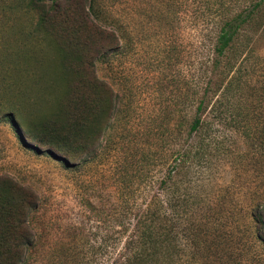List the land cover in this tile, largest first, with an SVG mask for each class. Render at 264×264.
<instances>
[{
    "label": "rangeland",
    "instance_id": "rangeland-1",
    "mask_svg": "<svg viewBox=\"0 0 264 264\" xmlns=\"http://www.w3.org/2000/svg\"><path fill=\"white\" fill-rule=\"evenodd\" d=\"M95 10L101 16L97 22L118 36V46L95 68L111 91L116 114L93 157L67 163L18 130L38 129L72 85L57 48L64 34L58 28L39 42L44 34L32 25L31 15L0 12V180L28 188L37 200L24 221L33 238L28 264L93 259L95 264L93 253L100 247L97 262L108 264L105 244L112 224L126 225L132 234L137 215L123 214L122 206L141 212L155 201L166 169L159 154H169L175 116L189 117L188 94L210 77L203 113L206 151L191 168L189 193L222 208L214 217L218 227L226 220L232 228L237 225L229 264H240L241 258H246L242 264H264V248L245 229L252 226L249 216L243 218L245 205H264V14L235 49L219 57L221 73L214 77L215 25L207 0H98ZM21 21L30 27L31 39L16 31ZM18 105L20 116L3 117ZM174 225L180 235L182 225ZM176 242L183 252L192 249L182 236ZM238 243L248 250L242 252ZM205 251V264L230 262L228 248L216 256L212 249Z\"/></svg>",
    "mask_w": 264,
    "mask_h": 264
},
{
    "label": "trees",
    "instance_id": "trees-1",
    "mask_svg": "<svg viewBox=\"0 0 264 264\" xmlns=\"http://www.w3.org/2000/svg\"><path fill=\"white\" fill-rule=\"evenodd\" d=\"M88 1L0 0V12L33 17L35 23L32 21V25L44 34L40 35L39 42L46 40V35L58 28L66 39L57 48L63 54L66 71L72 77L69 91L61 96L63 102L60 107L38 122V129H24L22 126L18 129L26 138H32L43 147L42 150L58 155L65 163L68 160L72 162L71 159L92 158L100 137L111 126L110 118L116 114L111 91L95 74V68L99 59L118 46V36L97 22L101 17L95 10L98 0ZM207 10L212 14L215 25L214 57L210 70L214 77H219V57L226 50L235 49L247 28L262 20L264 0H207ZM19 24L16 22L15 25ZM29 28L21 21L16 30L23 40L31 39ZM243 45L242 42L239 44L238 51ZM240 52L242 50L235 52L236 57ZM232 67L228 66L229 69ZM211 82L212 77L203 82L200 89L194 87L188 94L191 103L189 117L184 119L181 113L175 116L169 154L163 151L159 154L160 163L166 164V169L159 178L155 201L141 212H133L131 205L122 206L123 214L137 215L134 232L129 234L126 225L118 227L112 224L105 244L107 249L110 247L107 250L108 264H205L206 249H212L216 256L224 248L230 249L226 253L230 255L228 264L232 263L235 248L231 241L232 232L237 225L232 228L233 224L226 220L218 227L214 217L218 216L217 209L221 212L222 208L205 205L197 200L198 196L189 193L192 186L190 177L194 172L191 168L204 160L206 151L203 113L209 103L206 95ZM21 107L14 106L3 117L10 120L13 115L17 118ZM207 134L205 130L204 135ZM36 201L28 188L8 179L0 180V264L29 263L28 250L33 238L24 221L36 208ZM243 212V218L249 216L252 223L245 229L264 248V205H245ZM174 221L183 227L180 235ZM180 236L191 250L183 252L184 249H179L176 241ZM246 247V243L237 245L242 252L248 250ZM101 249L96 248L93 253L97 260ZM94 260L82 264H91ZM97 260L95 264H100ZM239 261L242 264L246 258Z\"/></svg>",
    "mask_w": 264,
    "mask_h": 264
}]
</instances>
